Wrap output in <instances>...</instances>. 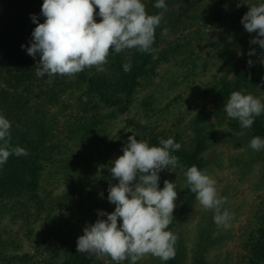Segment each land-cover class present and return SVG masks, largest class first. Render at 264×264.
I'll use <instances>...</instances> for the list:
<instances>
[{
    "label": "trees",
    "instance_id": "trees-1",
    "mask_svg": "<svg viewBox=\"0 0 264 264\" xmlns=\"http://www.w3.org/2000/svg\"><path fill=\"white\" fill-rule=\"evenodd\" d=\"M142 2L148 14L163 11L154 7L156 0ZM238 2L240 0H165L167 11L164 12L160 26L156 28L153 44L157 50V59H153L152 54L136 49L125 50L119 54L110 51L105 72L86 68L71 78L57 75L49 85L47 75L37 77L35 74L39 55L33 58L26 51L36 27L31 15L35 14L41 23L45 20L41 14L43 0H0V114L12 123V145L23 147L27 151V155H11L7 162L0 166V214L4 215L12 210L15 215L29 220L27 229L32 232L31 218H28L26 210L34 207L38 210L35 214L42 212L45 196L41 188L43 182L48 183L50 178L47 177L46 170L53 176L51 174H56L57 168V175L62 171L61 175L72 178L86 174V167L91 170L94 168L93 173H97L92 158L93 148H100L99 144H104L106 154L116 148V158L122 155L123 147L127 143L123 144V141L128 140L129 136L110 141L109 124L124 113L130 112L138 103L147 113L155 110L157 96L150 93L139 100L137 92L154 82L155 77L160 75L159 69L163 64H181L186 67L191 65L190 72L195 74L196 71L191 70L200 66L198 61L200 57H204V47L207 45V42H201L207 34L204 27L211 19L216 24H223L228 11H236ZM238 17H243L239 10L233 20L239 22ZM95 19L99 22L101 17L97 15ZM165 27L168 33L162 36L161 31ZM218 31L219 39L215 40L212 46L216 49V55L223 59L226 70L210 86L212 107L207 109L202 106L197 111V116L192 122L196 135L190 142L175 140L181 144V148L173 154L179 157L180 164L184 166L183 170L180 167H169L159 174L160 188H163L165 179L174 181L175 185L179 183V186L184 188V192L178 197V207L174 210V218L169 225V230L175 234L174 226L183 225L189 220L197 201L196 194L191 192L187 182L186 169L196 165L207 172L213 161L220 164L217 158H213L214 155L205 154L208 147L213 145L212 116L220 124L228 125L231 131L239 133L245 142L250 143L254 136L264 138V113L255 117L251 128L245 129L240 126L238 120L229 118L224 110L225 102L233 91L253 94L264 103V63L261 62L260 50L251 57L248 55L251 49H259V45L250 46V40L241 37L237 30L232 33L228 29L219 28ZM236 40L241 42L242 46L251 47L243 50L242 56L238 55L239 46ZM21 45L26 47L22 49ZM261 54H264V50ZM249 59L254 62L252 66L248 65ZM129 61L132 65L131 71L124 72L122 66ZM89 72L92 73L91 76ZM84 97H87V102H84ZM128 122L135 127L134 134L130 135L148 141L150 145L158 146L160 138L170 137L163 132L150 130L141 122ZM176 135L178 137L180 132ZM77 146L80 148L79 152L72 154V149ZM110 153L104 154L105 160L111 157ZM106 166L108 168L107 162ZM110 183L116 184L118 180L114 179ZM179 186L176 189H179ZM96 187L97 178L89 176L80 189L77 183L72 184L69 192L63 193L57 202H60L59 206L64 204L62 210L69 207L73 210L77 207L79 209L81 200L72 199L74 202L71 204L70 195L74 193L84 196L88 189ZM51 193L47 195L48 198ZM99 207V210L110 211L105 200H102ZM254 214V222L249 223L253 224L252 231L241 234L240 246L243 251L239 255L238 264H264V196ZM103 218L106 219V216ZM211 218L206 217V224L202 222V227L197 230L192 261L189 260L186 238L179 234L175 257L164 261L165 264H211L207 256L212 243ZM119 222L122 221L118 218ZM24 225L22 223V227ZM26 234L30 236L29 233ZM2 238L0 234V264H117L109 256L97 258L92 254L77 252V241L66 237L60 246L46 244L45 255L40 250L44 244L39 242L36 236H30V239L35 242L38 250L21 253L11 248L13 246L9 241L15 239L8 237V241ZM8 249L12 250L7 251ZM53 253L61 256L54 258ZM120 264H130V261L125 260ZM138 264L146 263L138 261Z\"/></svg>",
    "mask_w": 264,
    "mask_h": 264
},
{
    "label": "clouds",
    "instance_id": "clouds-1",
    "mask_svg": "<svg viewBox=\"0 0 264 264\" xmlns=\"http://www.w3.org/2000/svg\"><path fill=\"white\" fill-rule=\"evenodd\" d=\"M241 3L246 0H240L238 8ZM247 5L248 11L241 23L248 33H256L250 44L264 49V0ZM154 7L163 11L148 14L142 0H43L41 14L45 20L41 23L35 14L31 15L36 27L29 46L21 47H26L27 54L33 58L39 55L35 74L37 77L47 75L49 85L57 75L71 78L86 68L105 72L110 51L119 54L136 49L157 59V50L153 47L155 31L167 5L165 0H156ZM97 15L101 17L99 22L95 19ZM167 33L168 29L163 28L161 35ZM254 54V48L248 52L250 57ZM238 55H244L243 51H238ZM261 62L264 63V54ZM253 63L248 60L249 66ZM122 67L124 72L131 71V62ZM224 110L229 118L238 120L242 128L249 129L255 117L264 113V103L253 94L233 91ZM11 127V121L0 114V166L11 155H27L25 148L12 145ZM250 147L255 151L264 149V138L254 136ZM180 148L181 144L171 137L160 138L158 146L138 140L135 135L128 137L123 154L109 169L118 180L108 187L107 199L115 205L114 211H98L99 218L87 224L78 237L77 252L97 258L109 256L117 264L125 260L138 264L147 255L162 261L175 257L178 236L169 230V225L174 218L178 192L175 182L168 179L160 188L159 174L169 167L183 170L179 157L173 154ZM185 176L199 203L214 211V222L228 227L234 213L224 208L227 197L218 196L216 180L196 165L188 167ZM118 218L122 222L118 223Z\"/></svg>",
    "mask_w": 264,
    "mask_h": 264
},
{
    "label": "rangeland",
    "instance_id": "rangeland-1",
    "mask_svg": "<svg viewBox=\"0 0 264 264\" xmlns=\"http://www.w3.org/2000/svg\"><path fill=\"white\" fill-rule=\"evenodd\" d=\"M211 1L214 2V0ZM259 2L261 0H246V3H241L239 8L236 7V11H228L223 24H216L212 19L209 20L207 26L204 27L207 34L201 40L202 43L207 42L204 47V57H200L198 61L200 66L191 70L196 71V73L192 74L190 72L189 67L191 65L186 67V65L181 64H163L159 69L160 75L155 77L154 82L148 84L145 87L146 89H141L137 92L139 100L147 94L154 93L157 96L155 110L147 113L138 103L130 112L119 116L116 121L109 124L108 135L110 141L118 140L119 137L126 136L127 138L130 134H134V124L130 125L128 121L135 120L145 124L154 132L167 134V136L178 140V142H190L192 137L196 135L192 124L197 116L196 113L202 106H206L207 109L212 107V94L209 93L210 86L226 70L223 59L216 55V49L212 46L215 40L219 39L220 32L218 29L225 28L232 33L237 30L241 37L251 40L256 33H248L245 30L241 23L242 17H238L239 22L233 20V17L238 10L244 15L248 11L247 3L255 4ZM208 38L211 40L208 41ZM236 42L239 46V51H246L251 48V44L250 46H242L241 42L238 40ZM221 46L223 45L221 44ZM258 48L256 52L260 50L259 54L261 57V52L264 49L260 48V46ZM204 64L206 65L204 66ZM187 74L188 78H186ZM212 118L214 121L213 136L211 137L213 145L208 147L205 154L214 155L213 158H217L220 164L218 165L213 161L207 173L217 182L218 196L227 197L224 208L234 213V218L230 221L228 227L218 226L212 219L214 211L205 209L197 200L194 205V212L189 220L183 225H175L174 230L177 236L181 234L186 238L189 260L192 261L191 255L197 230L202 227V222L206 224V217L210 219L211 216L213 221L210 231L212 243L207 255L208 259L211 264H238L239 255L243 251L240 246L241 234L246 231H252L253 224L249 225V223L250 221L254 222L256 218L254 210L259 206L264 196V149L260 151L253 150L250 147V143L240 138L239 133L231 131L226 124H220L213 116ZM179 132L180 135L177 137L176 134ZM124 142L126 143L127 139L123 141V144H125ZM79 146L72 149L71 153L77 154L80 149ZM99 146L100 148H93L94 159L92 158L94 160L93 165L97 168V173H93L94 168L91 170L86 167L88 168L86 174H80L78 177L72 178L61 175L63 174L62 171L57 175V168L56 174H51L53 176H50L48 170H46L45 173L50 178L48 183L43 182V187L41 188V192L45 196L43 197L45 201H43L42 212L35 214L36 208L32 207L30 210L26 207V214L29 215L28 218H31L32 232L27 229L28 219L15 215L12 210L5 212L6 214L4 215L0 214V234L3 237L2 239L8 241L10 238L15 239V241H9L13 246L11 248L16 249L20 253L37 251L38 249L34 245L35 242L30 239V236H36L37 240L44 244L40 250L45 255L47 252L45 247L49 244L51 245V243L55 246H60L59 244L62 243L65 237L77 241L78 237L82 235L84 227L87 224L95 223L97 220L98 210L102 206L99 207V204H101L102 200H105L108 204L109 212L114 211L113 204L107 199V190L110 182L114 180L109 169L116 159V148L112 150L113 152H109L111 157L105 160V146L104 144H99ZM89 176L97 178V187L92 190L88 189L84 196H77L72 193L69 201L72 204L73 200H81L79 209L77 207V209L73 210L69 207L62 210L64 204L61 203L59 206L60 202L57 201L63 196V193L69 192L74 183H77L78 189H80V186L85 183L86 178ZM177 184L176 187L179 186V183ZM176 191L178 192V197L182 195L181 192H184L183 186H179ZM49 192L52 193L48 198ZM178 197L175 201L176 207L174 210L178 207ZM22 223L25 224L23 227ZM26 233H29L30 236ZM10 250L12 249L7 251ZM53 254L54 258L61 256ZM140 261L146 264H165L164 261L151 255L145 256Z\"/></svg>",
    "mask_w": 264,
    "mask_h": 264
}]
</instances>
